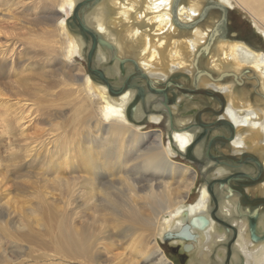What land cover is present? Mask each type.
Returning <instances> with one entry per match:
<instances>
[{"label":"bare ground","instance_id":"bare-ground-1","mask_svg":"<svg viewBox=\"0 0 264 264\" xmlns=\"http://www.w3.org/2000/svg\"><path fill=\"white\" fill-rule=\"evenodd\" d=\"M45 1H47L49 4L51 3L50 6H53L51 8L57 9L52 13L51 19L49 18L50 22L55 23V30H53V32L55 31L60 37L66 38V43L64 46L62 45L63 47L57 50L56 48L54 49L55 46L53 45V50L49 52V55H44L46 58L53 54L56 55L53 56L56 57V59H53L57 60L58 55L61 59H64V62L69 64L76 57L83 59L88 57L94 42L89 34L81 30L77 19L74 18V11L78 5H81L85 1H90L83 4V6L79 9L78 16L82 24L97 37L93 58L97 56L101 62L107 65L111 64L109 66L112 67V73L103 72L106 81H103L98 75L86 74L84 77L82 76V84L80 83L81 85L79 86H77V83L76 85L73 84L75 83L74 81L69 83L68 81H70V78L69 80L64 79L62 83H60L61 86L63 84L64 86L68 87L67 89L69 91L67 90V92L69 97L75 100L74 105L76 111H74L76 112V115H78L76 120L81 118L79 115L82 111L90 113V117L93 121H91V123H88L89 120L86 121L88 125L93 124L94 122L93 126L95 127V130L97 132H102L100 133L101 135L98 133L97 134L100 135L101 138L106 136L103 141H106V143L116 151V157L113 155L112 156L113 159H117V162H112V156L109 155L108 157L107 155L109 161H105L102 167L97 166L94 160H92L93 166H91V169L97 170L99 168H105L107 173L111 170L112 166L119 165L120 176L121 174L122 176L126 175L129 172L128 156L134 159L133 156L135 155L136 158L140 153L141 147L145 145V142L151 141L150 147H145L147 152L144 154L140 153L141 155H139L137 159H134L137 160V164L134 165L135 168L140 170H138L139 173L143 170L146 175H150L146 179L144 178V180L141 178V182H145L146 184L144 188H146L147 194L144 193V197H141L140 193L142 190L136 191V186L140 183V177L138 175L137 176L139 178L136 176L138 179L133 178L134 184L129 181L130 177L127 175V177H129L128 179H121H124L123 182H125L129 187L128 189H130V193L128 192L129 190L127 191L126 189L127 186L124 187L125 183L121 181L119 182L124 186L120 185L119 183L117 184H119V186L122 188H125L129 194V196H125V198H130V201L127 202L119 198L122 200V204L119 203V205L116 201L117 199H114V206L111 205L115 208L111 210L113 216L116 218L112 220L114 224H121L120 227L125 224L129 225V229L133 234L145 229H147L149 233L152 232L151 237L148 236V238H151L149 241H145L142 239V237H140L138 241L137 236V239L135 238L137 242H131L132 250L134 252L133 254L136 258L135 263L132 264H171L166 254L161 249L158 239L163 241V236L165 234L169 232H178L183 227V225L190 223V221H192V219L197 216L206 217L210 221L209 227L206 230H193L194 233L198 235L197 242L194 245L198 250H200L198 251L199 254L197 256V264H212L213 261H216L219 264H225L229 253V247L231 252L229 264H264L263 206H246L245 209L243 208V211H240V208L242 207H240L241 204L239 203V195H236L234 191L222 185L218 179H214L207 186H204L202 189H200V197L196 202L187 204L186 200L188 199V195L196 186L197 176L191 167L178 164L172 159L179 154L188 153L189 150L194 147V155H196L198 160H202L204 156L203 144L206 143L209 136L202 145H199L200 143L195 144L196 137L198 135V128H193L194 131H190L189 129V126L193 121L187 119H178V121H176L175 115L179 114V106H181V103L187 94L178 95L177 91H173L172 89V94L165 97L163 94L156 95L155 89L157 88L154 87L155 82L158 84V86H164L173 77H178V80H182L185 83H189L192 80L197 88H201L206 91L209 90L212 93H220L224 97V103L219 101V108H221L218 111H221L224 106L225 112L222 116L216 115L219 116L217 119L218 121L227 120L235 127V138L233 142L225 146L233 151L234 157H240L244 153L250 152L251 154H258L261 156V160L259 161L264 165V52L259 50L260 48L256 46L250 47L249 44L235 36H231L229 38L219 37L220 39H216L214 41L212 48H210V46L207 47L211 39L218 35V32L220 31L213 32L215 28L213 26L215 24V18H209L206 25L197 26L199 23V18L203 16L205 0H184L185 2H181L178 6L176 5L177 0ZM22 2V0H0V11L7 7L6 4L8 5L9 10V6L12 8L13 6L22 4ZM233 2L237 4L243 11H246L257 23V29L264 33V0H218V4L223 9H226L224 5L232 8ZM85 9L90 10V13L85 15L83 13ZM4 10L1 11L2 14ZM49 10L50 8H48V11ZM1 16L3 20H0V22H5L7 20L6 18L12 19V15L9 16L8 14H3ZM8 22L10 23L12 21L8 20ZM1 25L2 24L0 23V27ZM50 26L53 27L52 25ZM189 27L194 28L188 30ZM8 33L9 32H7V35L5 36H8ZM2 35L0 34V37ZM221 36L223 37L224 34H221ZM6 39L7 38L5 37V40ZM11 41L13 40L11 39ZM8 43L10 42L8 41ZM9 48V44L7 45L6 50H4V47H0V62H9V64L13 66L15 65L14 59H10L8 56L7 50ZM12 55L15 54L13 53ZM47 59L51 60L52 57ZM61 61L63 62V60ZM203 61H206V67L208 68L207 72L199 71V67ZM57 62H60V60H57ZM131 63H133V68H131L129 65ZM46 64L50 63H45V65ZM129 74L130 76L127 78V80H122V82L119 83L121 85L113 84L114 80L120 81L123 78L122 76H128ZM52 77H54V80L56 81L55 78L57 75ZM228 78H231V80H228ZM71 79L73 80V78ZM246 79H249V85H251V88L243 89L241 91L239 85L245 81V84L242 85H246L247 87ZM52 86L54 85L52 84ZM252 89L254 91H252ZM1 91L3 92V90ZM1 91L0 98L3 96ZM93 97L97 99L96 102L99 101V109H95V101L93 102L92 100ZM15 100L17 101V99ZM13 105L14 104H12V106ZM27 107L25 109H27ZM197 108L198 107L194 106L191 113H193L194 110H197ZM4 109V111L8 112L12 108L6 104ZM29 109L35 110L31 107ZM159 110H166L171 116V127L167 145L164 141V136L162 133H143L141 130L142 127H139L140 125L138 124L142 117L147 113H149V115L152 114L149 117L150 122L160 124L164 118L158 114H153ZM16 111L14 112L17 113ZM37 111L39 112V110ZM22 112L23 111L20 113ZM197 113L198 111L194 113V117L197 115ZM26 114L28 115V113ZM34 114L36 115L35 112ZM25 118H27V116ZM25 118L18 117L16 121L18 128L23 127L24 124H26L25 122L24 124L22 123V125L19 122V120L23 122ZM79 121L81 120L79 119ZM25 129L23 131H25ZM91 134L94 135L93 133ZM216 136L217 135L214 137ZM79 139H82V137ZM29 142L31 141L29 140ZM26 143L27 141H25V144ZM30 144L31 143H29V147ZM41 144H44V142ZM26 145L24 148H26ZM86 146H83V149L78 150V152L68 150L63 161L70 163L72 160H76L78 161L76 166L79 167L89 166L87 164L91 165L90 161L92 157L96 155V152L92 147L87 146V148H85ZM106 149L107 148H105V150ZM28 152L30 153L31 151ZM128 152L134 153L130 154ZM220 154L223 158L226 157L224 153ZM30 155L32 154H29V157ZM99 156L101 155H97V157ZM139 159L142 161L138 162ZM218 163H227V161L221 162V160H219ZM207 164L209 165L205 169V171L208 172L206 176L211 175L213 178H220L222 176L225 177L231 172V168L237 167L231 163L228 164V169L223 168L218 164L215 165L210 161H208ZM244 166L252 167L253 162H249ZM254 168L258 172V166H255ZM130 172H132V170H130ZM168 180L176 181L177 187L172 189L173 185H171V182H168ZM114 183L116 184V181ZM155 184L158 185V190L155 189L157 187ZM217 184L221 186L226 198L221 200L217 199L214 192V190L216 191L215 186ZM209 186L213 189V196L209 192ZM114 187L115 186H113V188ZM260 187L261 191H264V183L261 184ZM159 190H161V193H158ZM118 191L120 190L118 189ZM143 191H145V189H143ZM249 191L250 189L247 191V194H249ZM109 192L110 195L114 194L111 193V191ZM116 196L113 197L116 198ZM118 196L120 197L122 195ZM107 197L108 194L106 198ZM96 198L93 199L95 200ZM143 199L147 202L145 206L142 202ZM112 200L108 199L106 201L112 204ZM97 202H99V200ZM154 205H156L155 208H153ZM150 208L153 212V218H149L147 217L148 215L145 214V211L147 209L150 210ZM111 215H109V217H111ZM237 216L243 218L237 219ZM218 217L222 220H220ZM162 221H164L163 225L161 224ZM71 222L61 220L53 243L56 252L60 254L62 258L65 257L71 260L79 261L84 260L87 262V264L93 263L95 250L92 244L89 243V240L86 237L83 239V235L85 234H80L82 231H80L79 228L76 230V227L73 226V222L72 224ZM86 231L85 233H87ZM110 233L111 232H109V234ZM231 236L234 237H232V241L230 239ZM99 240H101V238ZM109 240L110 239L108 238V243ZM176 243H178V241H176ZM113 244L117 245V242ZM103 246L105 247L106 245ZM105 248L102 249L104 250Z\"/></svg>","mask_w":264,"mask_h":264},{"label":"rangeland","instance_id":"rangeland-1","mask_svg":"<svg viewBox=\"0 0 264 264\" xmlns=\"http://www.w3.org/2000/svg\"><path fill=\"white\" fill-rule=\"evenodd\" d=\"M22 1H23L22 4L17 5L18 7L13 6L12 7L13 9L9 6V10H8L7 4H6L7 9L4 8L6 11L1 8L2 9L1 11L4 10L5 12V13L3 12V14H8L9 16L12 15L11 16L12 19L6 18L7 19L5 21L6 23L4 21L0 22L2 24L0 30L1 32H3V33L0 32V34L1 35L4 34L0 37V47L1 48L4 47L5 48L4 50H6L7 45L8 44L10 45V48L7 50L8 56L10 57V59H14L15 65L12 66L11 64H9V62H7L8 64L6 62H0V89L3 90V92L0 90L3 93V96L0 98V104L2 105L7 104L12 108L11 109L12 111L10 110L6 112L4 111L5 105L4 106L0 105L1 106L0 107L1 109L0 110L1 111L0 113V117H1L0 118L1 120L0 121V264H64V263L87 264V262H85L84 260L79 261V260H71L65 257L62 258L60 254L56 252L53 243L58 231L59 224L61 223V220H65L68 222L72 221L73 226L76 227V230L79 228V230L82 232L80 231L78 232H80V234L82 235L85 234L83 235L84 236L83 239L86 237L89 240V243L92 244L95 250L94 251L95 256H94V262L91 264L135 263L136 258L134 257L133 254L134 252L132 250L131 242L134 241L137 242V240L139 241L140 237H142V239H144L145 241H149V239L151 238H148V236L151 237L152 232L149 233V231L145 229L142 231L140 230L138 233L136 232L133 234L129 229V225L125 224L122 225V227H120L121 224L120 225L116 223L114 224L112 220L116 218L115 216H113L111 210L115 209L113 207L114 206L113 201H115L116 199L118 204L119 203L122 204V200L127 202L130 201V198L127 199L125 198V196L126 197L129 196L128 192L130 193V189H128L129 187L127 186V184L123 182L124 179L122 180L121 178H125L126 180V178L128 179L130 177L129 181L132 184H134L133 178H137L139 176L140 183L138 185L136 184L137 185L136 191L142 190L140 193L141 197H144V195L147 194V190L146 188H144L146 184L144 181H143L144 183L141 182V178L144 180V178L146 179L150 175H146L143 172V170L140 172L141 173L140 175L139 173L140 170L138 168H135V165L137 164V160L134 159H137L139 155L147 152V149H145V147L147 146L150 147L151 141L145 142V145L142 146L140 149L141 154L139 153L136 158L135 155L133 156L134 159L128 156L129 172L126 175L122 176L121 174L120 176L119 165L112 166L111 170L107 173L105 171V168L104 169L101 168L102 170L100 168L97 170L91 169V166H93L92 160H94L97 166L102 167L105 161L106 162L109 161L108 159L109 155L111 156L113 155L114 157H116V151L115 149L110 147L106 143V141H103L106 136H104L103 138L100 137L101 135L100 133L102 132H97L95 130V127L93 126L94 122L93 124L88 125V123H91V121H93L90 117V113L86 111L85 112L82 111L84 114L81 112L80 114L81 116L79 115V117L81 118H78V120H76L78 115H76L75 112L76 111L74 105L75 100L69 97L67 92L68 87L64 86L63 84L61 86L60 84L64 79L69 80L70 78V81H68L69 83H71V81H74L75 83L72 82L73 84L76 85L77 83V86L81 85L82 76L84 77L86 74L90 75L87 68L88 58L83 59L76 57L74 60H72L73 62L71 61V63L69 64L64 62V59H61L60 56L58 55H57L58 57L57 60L58 61L60 60V62H57V60H55L56 57L53 56L56 55L53 54L49 56L52 57L51 60L47 59L49 57L46 58L45 56H48L49 52L53 50L52 47L55 46L54 49L56 48L58 50L62 48L66 43V38L60 37L55 31L53 32V30H55L54 29L55 23L50 22L52 13L57 9L51 8L53 7L50 6L51 3L49 4L45 0H22ZM181 2H185V1L177 0L176 5L178 6ZM224 6L226 7V9L220 7V5L218 4V0L204 1L203 16L199 18V23L197 26L206 25L208 23L209 18H215V24L213 25L215 28L213 32L220 31L218 32V35L214 36L215 38L213 37L211 39L207 47L210 46V48H212L214 41L216 39L229 38L231 36L232 37L239 36L237 38H240L243 41L244 39L242 37L244 38L248 37L249 38L248 40L253 42L256 47L260 48L259 50L264 52L263 51L264 33L261 30L257 29V23L251 18V16L246 11H243L241 8H239V6L234 2L232 8L226 5ZM48 8H50L51 11L50 10L48 11ZM83 13L86 15L90 13V10L85 9ZM3 14L1 12L0 16ZM0 20H3L2 16L0 17ZM8 20L12 22L9 23ZM50 25H52L53 27H51ZM193 28L194 27H189L188 30ZM7 32H9L8 33L9 37L5 36L7 35ZM221 34H224V36L222 37ZM4 36L7 38L6 40ZM9 38H11L13 41H11V39ZM8 41L10 43H8ZM42 44L46 46H43ZM13 53L15 55H12ZM61 60H63L64 63ZM44 62L50 64L45 65ZM92 65L94 70H100L104 73L107 72L109 73L112 70V67L109 66L111 64L109 65L104 64L103 62L100 61L99 58H97V56L93 58ZM129 65L131 68H133L132 67L133 63ZM207 69L208 68L206 67V61L205 62L203 61V63H201L199 67V71L207 72L208 71ZM52 72L55 74H53ZM55 75H57V77L55 78L56 81L54 80V77H52ZM129 76L130 74L128 76H122L123 78L120 81L114 80L113 84H119L122 82V80H127ZM71 78H73V80ZM228 80H231V78H228ZM169 82H171L173 85L171 84V86L169 87L170 90L168 89L169 90L168 95L172 94V92L175 90L177 91L178 95L182 94L180 90L175 88L176 87L175 84L182 85L181 87L183 89L196 88L195 87L196 85L195 83L192 82V80L189 83H185L184 81L177 80L175 79V77H173ZM244 82L245 81H243L239 85L241 91L243 89L251 88V85H249V79H246L247 87L246 85H242L245 84ZM52 84L54 86H52ZM154 87L157 89H165L166 86L165 85L158 86V84L155 82ZM197 89H201V88H197ZM252 91L254 90L252 89ZM15 99H17V101ZM92 100L93 102L95 101L94 103L95 109H99L100 107L99 101L96 102L97 99L95 97H93ZM12 104L14 105L12 106ZM19 104L21 105V107ZM25 106L26 107L28 106L27 109H25L26 108ZM194 106L198 108L197 110H194L193 113H191ZM219 106H220L219 99L217 100L214 98L196 96V95L193 96L187 94V96L184 98L183 102L181 103V106H179V114L175 115V119L176 121H178V119L192 120L193 122L192 124H190L189 129L190 131H194L193 128H198L197 129L198 135L196 134L197 137L195 144L200 143L199 145H202L204 141H206L207 139L206 137L208 136V133L207 131L205 132L200 127L197 126L196 115L194 117V113L196 111L199 112L201 110L205 111L204 109L218 110ZM2 107H3V111H2ZM30 107L34 108L35 110L29 109ZM15 109L18 111H16ZM13 110L16 111L17 113H15ZM37 110H39V112ZM21 111H23L24 113L23 112L20 113ZM25 112L28 113V115ZM34 112L36 113V115L34 114ZM85 113H87L88 115ZM3 114H5L6 116ZM153 114H158L164 118L160 124H155L150 122L149 117L152 114L149 115V113H147L139 121L138 123L140 125L139 127H142L141 130L143 133H150V134L162 133V135L164 136V141L167 145L169 141V134H170L169 131L171 127L170 113H168L166 110H161V111L159 110L158 112H154ZM24 116L25 117L27 116V118H25ZM28 116L30 117V119ZM18 117L25 118L23 122L19 120L20 124L22 123L24 124L26 122V124H24L23 126L24 128L23 127L18 128L16 122ZM79 119L81 121H79ZM215 119L216 118L211 113H204L202 117L203 122L208 124L218 121V119H216V121ZM88 120L89 122L87 123L86 121ZM88 126L90 127L91 130L89 129ZM24 129L25 131H23ZM85 130L88 131L86 132ZM91 133H93L94 135H92ZM97 133L100 135H98ZM218 134L227 135L224 129L218 128L211 131L206 143L203 144L204 156L202 160H198L196 155H194V149H195L194 147L191 148L188 153L179 154L173 157L172 159L174 162L178 164L191 167L195 171V174L197 176L196 186L188 195V199L186 200L187 204H192L196 202L200 197V189H202L204 186H207L214 179L222 180L225 177L230 176L232 173H235V171L237 170L244 171L248 174L251 173L253 176H255L258 173L257 170L254 168L257 165L253 163L254 167L243 166L241 167V169H239V167L231 168V170L229 169L231 172L227 174V176L225 177L222 176L220 178L219 177L213 178V176L211 175L206 176L208 172H206L205 169L208 167L209 164H207V162L210 160V159L208 160L206 156L208 144L213 139L212 137ZM78 137L79 138L82 137V139H79ZM28 139L31 142H29ZM24 140L27 141L26 143L27 145L25 144ZM41 141L44 142V144H41L42 143ZM29 143H31L30 147H29ZM25 145L26 148H24ZM86 145L88 147L89 146L92 147L93 150L96 152L95 153L96 155H94L90 161L91 165L87 164L90 166V168L89 166L86 167L76 166L78 162L76 160H72V162H70L71 164L69 162L68 164L65 161H63L65 159L64 156L68 150L78 152V150H82L83 149L82 147ZM87 146L85 148H87ZM104 147L107 149L105 150ZM28 151L31 152L29 153ZM219 151L221 153H224L225 155H229V156L234 155L233 151L230 148L220 145H217L216 151H213V155H218V153L220 154ZM128 153L133 154L134 152H128ZM29 154L32 155H30L29 157ZM97 155H101V156L97 157ZM252 155L255 154L253 153ZM113 156H112V162H117V159L116 158L113 159ZM255 156H257L261 160L260 155L256 154ZM140 161L142 160L139 159L138 162ZM210 162L214 163L215 165L218 164L221 167L227 169L229 168L228 164H230V163H217L214 161H210ZM64 169L67 171H65ZM130 170H132L133 173L130 172ZM127 175L129 177H127ZM115 181L116 184L114 183ZM120 181L125 183L124 184L125 186L122 183H119ZM168 182H171V185H173L172 189H175L177 187L176 181L168 180ZM117 183L123 185L124 187L127 186L126 189L127 191L128 190L129 191L127 192L124 187L122 188ZM113 186L115 187L113 188ZM156 186L155 189L158 190L157 189L158 185ZM254 187L256 188L250 189L247 187L245 188V190L248 191L250 189L249 195L252 194L251 195L252 197H254L255 195L259 197L264 196V191H261L260 185ZM118 189L120 191H118ZM143 189H145V191H143ZM215 189L216 191L214 190V192L218 200L226 198V196L224 195L221 189V186L217 184L215 186ZM109 191H111V193L114 194L110 195ZM158 193H161V190H159ZM107 194L108 197L106 198ZM117 194L122 196L119 197ZM112 195L113 196L117 195L118 197L116 196L115 198ZM92 196L93 198L96 199L94 200ZM119 198H121L122 200ZM108 199L110 200L113 199L112 204L106 201ZM98 200L99 202H97ZM142 202L144 206L147 203L146 200L144 199L142 200ZM246 206L241 204L240 207L242 208H240V211H243ZM155 207L156 205L153 206V208ZM147 210L145 211V214L148 215L147 217L153 218L152 209L150 208L151 211L149 209ZM91 213L92 214L95 213V214L92 215ZM109 215H111V217H109ZM66 216L68 217V219ZM242 218H240V216L239 217L237 216V219H242ZM219 219L222 220L221 218ZM86 221L88 222V224ZM163 223L164 221H162L161 224L163 225ZM85 231L87 233L89 232L88 233L89 235L85 233ZM109 232L111 233L109 234ZM109 235H111L113 238ZM137 236L138 239L136 238ZM233 236H231L230 238L231 241L234 238ZM100 238L101 240H99ZM108 238L110 239L109 243H108ZM111 242L113 243L117 242V245ZM158 242L161 249L166 254L171 264H197L196 263L198 261L197 256L199 254L198 251L200 250H198L196 246L194 248L195 250H192L190 253L186 254L182 250V246L184 245L183 242L176 243L175 241L171 243H164L160 239H158ZM103 245H106L105 246L106 248ZM110 247L112 250L110 249ZM102 248L105 249L103 250ZM214 263L219 264L216 261H213L212 264Z\"/></svg>","mask_w":264,"mask_h":264},{"label":"water","instance_id":"water-1","mask_svg":"<svg viewBox=\"0 0 264 264\" xmlns=\"http://www.w3.org/2000/svg\"><path fill=\"white\" fill-rule=\"evenodd\" d=\"M88 3L90 1H85L84 3H82L81 5H78L77 8L75 9L74 11V18L77 19L78 23H79V26L81 28L82 31L86 32L87 34H89L92 39H93V46L88 54V59H87V68H88V72L89 74H92V75H98L101 77V79L103 81H106V78H105V75L102 71L100 70H94L92 68V59H93V56H94V53H95V44L97 42V37L94 33H91L83 24L82 22L80 21L79 19V9L83 6V4L85 3ZM129 84V83H128ZM127 84V85H128ZM169 86H171L170 83H168L166 85V88L165 89H155V94L156 95H160V94H163V96L167 97L168 96V89H169ZM175 86L177 87V89H179L180 91H182L183 93H193V94H203V95H206V96H215V94H212V93H209V92H203V91H197V90H185V89H181L182 87L179 85V84H175ZM151 90L153 91V89L151 88ZM211 111V110H210ZM225 110H221L220 113H217V114H224ZM218 124H225L227 125V127L230 128V130L234 133V130H235V127L233 126L232 123L228 122V121H221L220 123ZM218 124H205L203 122H199V119H198V127H201L202 129H209V128H212V127H215V126H218ZM233 139V137H232ZM218 140H222V141H225V139H221L219 137H215L214 139H212L209 143V148H208V155L211 159L215 160V161H219V160H226V161H230L232 163H234L235 165L238 164V165H242L244 162L246 161H253L257 164V166L259 167V170H260V174L259 176L257 177V179H255L254 177H251L250 175H247L245 173H239V174H235L233 176H230L228 177L226 180L224 181H220V183L222 185H227L229 187V189L231 190H234L236 191V188L235 189V185H233V181H237V184L239 182H242L243 185H245L244 187L246 186H249V185H254V184H257V183H261L263 180H264V169H263V166L261 164V162L259 161L258 158L256 157H253L249 154H245L241 157L240 160L238 159H235L233 157H225V158H215L211 155V151L213 149V147L215 146L216 142ZM231 141V139H230ZM228 142V140H227ZM238 191L240 193H242L241 195L244 196V189L243 187H240L238 189ZM209 192L210 194L213 196L214 192H213V189L209 186ZM243 199H240V203L244 204ZM246 206V204H244ZM209 224H210V221L206 218V217H195L192 219V221H190V223H187L185 225H183V227L178 231V232H169L167 234H165L163 236V242L164 243H171V242H174V241H178V242H183L185 243V245L183 246V251L185 253H190L192 250H194L195 248V243L197 242V234L194 233L193 230H199V231H204L206 230L208 227H209ZM228 257H227V261L226 263L229 264L230 262V257H231V252H230V247L228 249Z\"/></svg>","mask_w":264,"mask_h":264},{"label":"flooded vegetation","instance_id":"flooded-vegetation-1","mask_svg":"<svg viewBox=\"0 0 264 264\" xmlns=\"http://www.w3.org/2000/svg\"><path fill=\"white\" fill-rule=\"evenodd\" d=\"M237 37H239V36H237ZM243 39H244V42L245 43H247V44H249V46L250 47H254L255 46V44L253 43V42H251L250 40H248L249 38L247 37V38H244V37H242ZM242 42V41H241ZM243 42V43H244ZM264 51V50H263ZM175 79H177L178 80V77H175ZM168 83H170V84H172L171 82H167L166 83V85L168 84ZM165 85V86H166ZM173 85V84H172ZM180 85V84H179ZM180 86H182V85H180ZM170 87V86H169ZM196 87V86H195ZM166 88V87H165ZM177 88V87H176ZM181 89H183V88H181ZM179 90V89H178ZM185 90H197V91H203V92H209V93H212V92H210L209 90H201V89H197V87L196 88H194V89H185ZM182 94H190V93H188V92H186V93H183L182 91H180ZM212 94H215V96H212V98H214V99H219V101H222L223 103H224V97L220 94V93H212ZM191 95H196V96H203V97H209L210 98V96H206V95H203V94H193V93H191ZM221 106H222V103H221ZM221 108V107H220ZM219 108V109H220ZM218 109V110H219ZM205 111H203V110H201V111H199L198 113H197V115H196V121H197V125H198V119H199V122L201 121V122H203V120H202V117H203V114L204 113H211L216 119L219 117V116H222L223 114H217V113H220L221 111H218V110H216V109H204ZM211 110V111H210ZM221 110H225V107L223 106V108L221 109ZM216 115H219V116H216ZM216 119H215V121H216ZM223 121H225V120H223ZM227 121V120H226ZM221 121H217V122H214V123H209V124H218V123H220ZM229 122V121H228ZM204 123V122H203ZM205 124H208V123H205ZM218 127L219 128H222V129H224V131H226V133H227V135H217L216 137H219V138H223V139H225V141H222V140H218L217 142H216V144H215V146L213 147V149H212V151H211V155L213 156V157H215V158H222V155H220L219 153H218V155H213L212 153H213V151L215 150L216 151V146L217 145H220V146H225V145H228V144H230L231 142H233V140H234V138H235V130H234V133L230 130V128L229 127H227V125L225 126V124H218V126H215V127H212V128H209V129H207V130H205V129H202L201 127V129L203 130V131H207V133H208V136H209V133H210V131L211 130H213V128L214 129H218ZM228 128H229V131H228ZM209 130V131H208ZM231 135V136H230ZM207 136V137H208ZM206 137V138H207ZM225 137V138H224ZM232 137H233V139H232ZM213 139L215 138V137H212ZM230 139H231V141H230ZM227 140H228V142H227ZM210 143V142H209ZM224 144V145H223ZM208 148H209V144H208ZM208 148H207V158H208V160L209 161H214V162H217V161H215V160H213V159H211L210 157H209V155H208ZM215 148V149H214ZM220 152V151H219ZM221 153V152H220ZM245 154H249V155H251V156H253V157H256V158H258L257 156H255V155H252V154H250V153H244L243 155H245ZM243 155H241L240 157L238 156V157H234L233 155H226L227 157L229 156V157H233V158H235V159H238V160H240L241 159V157L243 156ZM259 159V158H258ZM260 160V159H259ZM222 161H226V160H221V162ZM247 163H249V162H253V161H246ZM246 162H244L242 165H238V164H236L237 165V167H239V169H241V167H243L244 165H246L247 163ZM218 163V162H217ZM227 163H232V162H230V161H227ZM253 163H255V162H253ZM233 165H235L234 163H232ZM256 164V163H255ZM262 164V163H261ZM257 165V164H256ZM262 166H263V169H264V165L262 164ZM258 169H259V167H258ZM239 173H245V174H247L248 175V173H246V172H244V171H239V170H237V171H235V173H232L230 176H233V175H235V174H239ZM259 174H260V170H258V173L255 175V176H253V175H250L251 177H254L255 179H257V177L259 176ZM230 176H228V177H230ZM228 177H225L224 179H220V181H224V180H226ZM233 183V185H235L234 187H235V189L236 188H240V187H243V189H244V191H245V188H247V187H249L250 189H254V188H256V187H254V186H259V185H261V184H263L264 183V180L261 182V183H257V184H254V185H249V186H246V187H244L245 185H243L242 184V182H239L238 184H237V181H233L232 182ZM225 187H227V188H229L227 185H224ZM238 189H236V191H234V190H232V191H234L235 192V194H238L239 195V203H240V199H243L242 201H243V203L244 204H246L247 205V207H259V206H264V197L262 196V197H259V196H254V197H252L251 195L252 194H247V192L245 191L244 192V196H242L241 194L242 193H240L239 191H238ZM231 190V189H230ZM253 203V204H252ZM240 204H242V203H240ZM244 204H242V205H244ZM184 245H185V243H184ZM183 245V246H184ZM183 246H182V250H183ZM184 252V251H183ZM185 253V252H184ZM186 254H188V253H186Z\"/></svg>","mask_w":264,"mask_h":264}]
</instances>
